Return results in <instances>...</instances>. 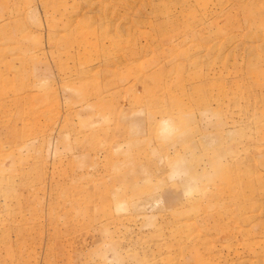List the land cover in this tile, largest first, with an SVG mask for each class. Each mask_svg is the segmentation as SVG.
Masks as SVG:
<instances>
[{
    "label": "rangeland",
    "instance_id": "rangeland-1",
    "mask_svg": "<svg viewBox=\"0 0 264 264\" xmlns=\"http://www.w3.org/2000/svg\"><path fill=\"white\" fill-rule=\"evenodd\" d=\"M0 264H264V0H0Z\"/></svg>",
    "mask_w": 264,
    "mask_h": 264
}]
</instances>
